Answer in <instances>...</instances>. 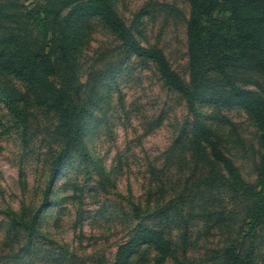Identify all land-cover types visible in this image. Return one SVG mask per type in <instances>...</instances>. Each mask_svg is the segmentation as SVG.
Returning <instances> with one entry per match:
<instances>
[{
    "label": "rangeland",
    "instance_id": "374dc122",
    "mask_svg": "<svg viewBox=\"0 0 264 264\" xmlns=\"http://www.w3.org/2000/svg\"><path fill=\"white\" fill-rule=\"evenodd\" d=\"M19 1L30 7L46 0ZM115 6L127 24H137L142 43L161 47L189 81L188 0H117ZM89 35L82 83L112 60L119 44L97 23ZM83 89L84 97L92 96L86 85ZM198 108L241 176L255 182L261 148L253 118L239 106L216 109L198 101ZM32 113L26 146L21 126L0 102V209L11 207L27 220L43 202L54 142L48 129L54 116ZM94 115L87 139L98 166L64 167L52 204L43 208L41 234L31 242L25 232L10 230L0 213V264H114L137 221L133 202L141 206L145 221L169 233L180 257L186 253L195 264H223L225 248L241 239L242 255H250L251 264H264V228L255 236L246 230L251 200L234 190L223 169L199 163L188 145L177 144L180 129L194 115L153 67L131 63ZM165 203L171 213L181 211L186 222L177 220L179 215L166 221ZM154 257L152 248L143 247L132 264H152Z\"/></svg>",
    "mask_w": 264,
    "mask_h": 264
},
{
    "label": "trees",
    "instance_id": "16d2710c",
    "mask_svg": "<svg viewBox=\"0 0 264 264\" xmlns=\"http://www.w3.org/2000/svg\"><path fill=\"white\" fill-rule=\"evenodd\" d=\"M116 1L46 0L26 7L19 0H0V102L21 126L26 146L33 111L55 118L48 127L54 142L43 202L29 220L11 207L0 209L9 229L25 232L31 242L41 234L43 208L52 204L55 181L64 167L98 166L87 139L94 114L102 96L111 97L119 76L131 63H139L153 67L163 85L185 100L194 117L180 129L177 144L188 145L199 163L223 169L234 190L251 200L246 230L255 236L264 228V0H188L189 81L172 67L161 47L142 43L137 24H127ZM95 23L108 29L119 44L112 60L92 70L82 83V56ZM84 85L91 89V97L83 96ZM198 101L216 109L239 106L253 118L261 148L255 182L241 176L222 149L220 135L200 118ZM132 206L137 221L118 247L114 264H132L143 247L155 251L152 264H195L186 253L177 255L174 240L163 227L145 221L140 205ZM171 209L167 203L161 206L166 221L179 215L177 220L186 222L181 211ZM242 249L241 239L233 241L224 250L223 264H251Z\"/></svg>",
    "mask_w": 264,
    "mask_h": 264
}]
</instances>
